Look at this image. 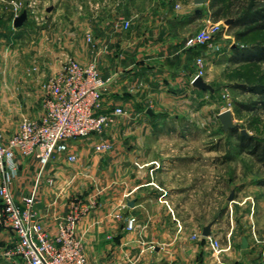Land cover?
Here are the masks:
<instances>
[{"label":"crops","instance_id":"obj_1","mask_svg":"<svg viewBox=\"0 0 264 264\" xmlns=\"http://www.w3.org/2000/svg\"><path fill=\"white\" fill-rule=\"evenodd\" d=\"M210 1L202 12L203 7L196 6L203 4L194 0L170 2L169 10L156 1L81 0L79 10L64 14L58 24L60 6L66 2L45 0L46 23L32 28L31 20L29 29L36 37L30 34L28 39L36 49L47 43L49 52L40 66L37 56L29 62L14 59L9 46L24 44L22 34L28 27L13 23V30L7 31V16L0 14V131L5 136L17 130L23 116L43 114L42 81L61 69L67 54L83 64L96 61L102 77L112 78L104 109L120 106L133 119L131 126L117 127L119 115L102 135L68 140L41 179L40 158L16 153L14 197L23 206V197L37 190L35 208L52 237L73 199L94 205L78 232L92 264H207L210 250L203 230L210 223L212 236L223 244L231 239L224 253L231 264H264L260 198L255 194L238 201L248 206L242 221L234 219L232 206L230 218L228 212L215 218L214 157L209 160L215 148L200 152V141L186 138L197 131L186 116L199 103L193 80L200 55L186 40L204 25ZM3 3L0 0V7ZM124 18L131 20L128 29L121 27ZM103 139L110 148L96 149ZM71 153L77 155L75 161L69 159ZM252 184L259 191L264 188L259 178ZM130 218L135 219L133 229L127 227ZM16 240L0 223V264H24L20 257L5 254Z\"/></svg>","mask_w":264,"mask_h":264},{"label":"built area","instance_id":"obj_2","mask_svg":"<svg viewBox=\"0 0 264 264\" xmlns=\"http://www.w3.org/2000/svg\"><path fill=\"white\" fill-rule=\"evenodd\" d=\"M130 26V19H122V28L128 29ZM221 28V21H215L208 14L204 25L188 36L186 45L191 47L205 44ZM41 85L43 114L38 118L24 117L10 136L0 131V223L17 237L14 246L6 250L5 254L20 257L24 264H92L78 232L80 223L94 205L80 198L73 199L69 211L59 217L57 234L52 237L35 208L37 190L23 197V206L14 197L11 181L18 171L16 153L40 158L41 179L50 159L56 152L68 147V140L102 135L116 121L117 116L125 114L126 110L120 106L104 109L112 78L102 77L96 61L83 64L67 55L61 69L45 78ZM110 146V142L103 139L96 145V149L106 150ZM76 158L75 153L69 155L71 161ZM48 181L52 183L53 179L48 178ZM134 224L135 219L130 218L128 229H133ZM206 237L210 250L207 264H231L224 254L232 246L231 239L228 237L227 243L223 244L217 236Z\"/></svg>","mask_w":264,"mask_h":264},{"label":"rangeland","instance_id":"obj_3","mask_svg":"<svg viewBox=\"0 0 264 264\" xmlns=\"http://www.w3.org/2000/svg\"><path fill=\"white\" fill-rule=\"evenodd\" d=\"M3 1L5 4H1L0 14L7 16V19L4 20L5 25L3 27L7 31L13 30V18L16 15L22 13L23 10L28 11V19L25 21V25L28 29L22 34V38L27 39L23 40L24 44L18 45V49H16L14 45L9 46L15 50V54L13 55L14 59L21 61L28 60L29 62L30 59L35 61L37 56L38 66H40L46 60L47 52H49L48 46L46 43L44 46H39V48L36 49L35 45L28 40L30 34L36 37V33L32 32L29 28L33 26L32 24H34L32 28H35V23L38 22L46 23L44 15L48 14L47 3L45 0H39L40 2L36 0ZM79 1L81 0H64L66 4H62V7L60 6L57 16L58 19L55 20V22L60 24L61 20H59V18H62L64 14L70 13L72 15L74 14L73 12H77L76 10H79ZM138 1L143 4L156 1L164 10H169L170 2L181 1L187 4L190 0ZM211 2L212 0L210 3ZM57 7L58 6L55 8ZM196 7H203L202 12H205L207 4L197 5ZM83 12H85V8ZM206 13L211 15L215 21H221L222 28L213 35L210 41L197 46L200 55L197 57L196 74L202 76L206 82L213 86L214 90H201L197 88L196 91L198 93L199 103L195 102L196 105L192 107V113L190 112L188 116H186L188 120L190 119L193 129L197 131L195 133H187L186 138L191 135L192 138L199 140L200 152H206L207 149L215 148L214 152L210 153L209 156V160L214 157L215 162V194L213 197L215 198V218H220V216L227 212L230 218L229 214L231 209L234 208V219L237 222L242 221L244 213L248 210V206L246 204H240L238 201H241L242 198L252 197L255 194H257L261 200V207L258 208L264 217V188L262 187L259 191V188H256L255 184L250 185V182L255 178H259L264 182V165L248 151H242L240 139V135L242 134L241 130L245 129L247 134L242 135L251 136L254 139L264 142V107L261 106L259 101L260 94L254 92L251 86H239V83L254 84L264 80V78L261 79V76L264 75V62L261 64L258 63L259 65H257L254 61H236L233 59L235 57L233 47L246 44L248 41L253 42L256 37V39H260L264 36V34H262L264 32L253 34L249 37L238 38L237 33L244 30L245 27L237 25L235 19L231 17V15L227 17H218L215 15L213 9H210V11ZM78 15L80 14L76 13L74 17L77 19ZM229 18H232L233 21L226 24L225 20ZM71 21L73 23L74 20ZM77 25H79L78 22ZM200 28L201 26L198 29ZM84 35L87 40L90 38L86 33ZM56 38V42H59L60 38L58 36ZM7 42H11V37L7 38ZM55 47L58 46L56 45ZM200 58L202 59L201 62H199ZM39 60L43 61L40 65ZM36 69L38 70L39 68ZM225 109H230L232 111L234 122L237 124V128L234 130H225L223 128L219 113ZM126 113L118 117L119 125L116 121L108 127H113L115 123H117V127L131 126L133 119L132 117H127ZM24 117L26 116H23L22 119ZM179 124H181V122H179ZM231 206L233 208H231ZM223 238L225 239V237Z\"/></svg>","mask_w":264,"mask_h":264},{"label":"trees","instance_id":"obj_4","mask_svg":"<svg viewBox=\"0 0 264 264\" xmlns=\"http://www.w3.org/2000/svg\"><path fill=\"white\" fill-rule=\"evenodd\" d=\"M210 7L215 11L216 16L227 17L231 15L237 25L245 27L244 30L237 33L238 38L264 32V0H212ZM256 38L253 42L248 41L246 44L233 47L235 52L233 59L236 61H254L257 65L264 62V36L260 39ZM262 78L264 75L261 76ZM240 84L239 86L242 87L249 85L254 92H258L260 94L259 101L264 107V80L254 84ZM240 139L242 151H248L264 165V142L242 134Z\"/></svg>","mask_w":264,"mask_h":264},{"label":"water","instance_id":"obj_5","mask_svg":"<svg viewBox=\"0 0 264 264\" xmlns=\"http://www.w3.org/2000/svg\"><path fill=\"white\" fill-rule=\"evenodd\" d=\"M208 0H194V2L196 4H204L206 3ZM201 9L198 8L197 9V12H199ZM28 19V11L27 10H23L22 13L18 14L15 16L14 18V26L15 27H21L23 26V24L25 23V21ZM233 21L232 18H229L227 20H225V23L226 24H229ZM193 84L200 88V89H204V90H214L213 86L211 84H209L208 82L205 81V79L198 75L194 78L193 80ZM219 118L220 120L222 121L223 123V128L225 130H234L237 128V124L234 122V119H233V114H232V111L230 109H225L223 111H221L219 113ZM242 134H247V131L245 129H242L241 130ZM211 225L212 223H210L209 225H207L204 230H203V235L204 236H209L211 235ZM247 245V240L246 238L244 237L243 238V246H246Z\"/></svg>","mask_w":264,"mask_h":264}]
</instances>
